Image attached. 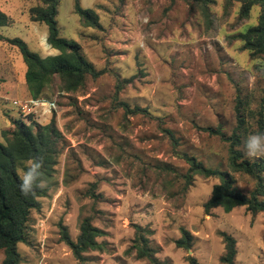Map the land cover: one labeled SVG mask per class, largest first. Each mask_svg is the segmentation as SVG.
<instances>
[{
    "label": "rangeland",
    "instance_id": "374dc122",
    "mask_svg": "<svg viewBox=\"0 0 264 264\" xmlns=\"http://www.w3.org/2000/svg\"><path fill=\"white\" fill-rule=\"evenodd\" d=\"M79 2L95 11L101 29L81 27L74 0H60L59 36L79 44L103 74L88 77L76 93L47 90L43 100L55 107L34 113L42 125L53 119L63 139L47 196L31 214L30 244L17 245L19 264H150L131 250L135 225L150 231L149 246L168 264H188V255L198 264H222L219 232L235 239V264H264V212L253 215L237 207L204 214L203 204L218 179L194 176L183 193L188 165L178 157L187 154L206 167L229 171L228 145L205 129L219 127L230 135L237 97L244 102L248 135L254 131L264 81L260 61L241 50L236 35L256 23L258 7L241 21L239 2L225 9L223 0H215L207 22L187 0ZM36 4L0 0V11L13 21L0 28V36L19 38L41 57L56 55L46 43L47 27L29 20ZM24 73L19 50L0 42V130L19 117L12 101L28 96ZM124 104L146 112H126ZM233 177L241 192L254 188L249 176ZM86 217L103 231L98 238L103 248L78 262L61 240V227L75 241ZM181 228L192 235L189 250L175 244L183 236Z\"/></svg>",
    "mask_w": 264,
    "mask_h": 264
},
{
    "label": "trees",
    "instance_id": "16d2710c",
    "mask_svg": "<svg viewBox=\"0 0 264 264\" xmlns=\"http://www.w3.org/2000/svg\"><path fill=\"white\" fill-rule=\"evenodd\" d=\"M194 2L208 22L209 7L215 0H187ZM225 9L231 7L233 1L240 3L239 19L247 20L253 7L259 12L256 23L247 26L236 35L241 41V50L247 51L251 60L260 61L257 69L260 70L264 81V0H223ZM37 4L29 9V20L33 23L44 24L47 27L46 43L57 51L56 55L41 57L31 52L27 45L19 38H3L0 42L16 47L23 57L25 64L24 82L31 99H43L46 91L51 95L57 93L72 94L82 90L88 77L96 79L103 71L95 69L81 51L79 44L59 36L57 14L60 0H36ZM73 13L79 17L81 27L85 29H101L98 15L91 9H83L79 0H74ZM13 24L10 17L0 11V28ZM264 92V91H263ZM5 101V100H3ZM264 99L260 109L255 114V129L252 133L264 132ZM244 102L237 97L235 105L236 125L231 134L227 135L218 127L205 129L210 135L217 136L228 145L227 165L229 171L204 166L193 156L181 154L178 156L188 165L183 177L185 180L182 192L184 193L192 183L194 176L205 179L216 178L218 183L212 187L208 200L203 204V211L211 215V211L221 208L225 213L237 207H245L246 211L255 215L264 212V158H247L244 155L243 144L248 135L247 118ZM126 112H146L138 107L132 109L124 104ZM19 112V111H18ZM35 115H23L19 112L18 118H11L12 125L0 130V250L3 252L2 264H19L22 261L17 245L30 244L31 214L40 210V199L47 196L50 182L56 172V165L60 155L62 134L55 127L52 119L48 124H39ZM43 158V172L47 181L44 189H37L33 195L25 196L19 189L21 168L23 161L33 156ZM165 170L170 172L169 166ZM244 174L254 180V188L247 194L235 186L233 174ZM95 198L94 192H89ZM135 238L131 250L136 259L147 260L150 264H168L160 261L150 246L148 235L150 231L135 225ZM183 236L175 241L178 248L186 250L192 247V235L181 228ZM103 231L92 224L89 217L83 218L79 226V234L72 241L66 228L61 227V240L70 247L74 258L84 261L83 256L89 251H101L103 243L98 238ZM224 246V253L219 258L222 264H235L237 254L235 239L225 232H219ZM188 264H198L193 256L186 257Z\"/></svg>",
    "mask_w": 264,
    "mask_h": 264
},
{
    "label": "clouds",
    "instance_id": "9594fccd",
    "mask_svg": "<svg viewBox=\"0 0 264 264\" xmlns=\"http://www.w3.org/2000/svg\"><path fill=\"white\" fill-rule=\"evenodd\" d=\"M250 78L255 79V76ZM243 150L247 158L264 157V132L257 131L249 134L244 140ZM43 166V158L38 155L23 161L19 183V189L23 195H33L37 189H44L47 186Z\"/></svg>",
    "mask_w": 264,
    "mask_h": 264
},
{
    "label": "built area",
    "instance_id": "2783aa9c",
    "mask_svg": "<svg viewBox=\"0 0 264 264\" xmlns=\"http://www.w3.org/2000/svg\"><path fill=\"white\" fill-rule=\"evenodd\" d=\"M12 105L16 108L17 111L23 115L34 114L38 109H44L45 112H50L55 107L53 102H46L43 99H29V100H17L12 101Z\"/></svg>",
    "mask_w": 264,
    "mask_h": 264
},
{
    "label": "crops",
    "instance_id": "0c3cea01",
    "mask_svg": "<svg viewBox=\"0 0 264 264\" xmlns=\"http://www.w3.org/2000/svg\"><path fill=\"white\" fill-rule=\"evenodd\" d=\"M28 99H31L30 96H29V94H28V96H27L26 98H24L22 101H24V100H28Z\"/></svg>",
    "mask_w": 264,
    "mask_h": 264
}]
</instances>
